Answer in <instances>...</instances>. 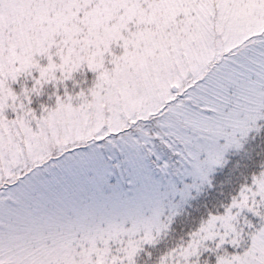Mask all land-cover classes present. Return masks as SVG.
I'll return each mask as SVG.
<instances>
[{"label": "rangeland", "instance_id": "1", "mask_svg": "<svg viewBox=\"0 0 264 264\" xmlns=\"http://www.w3.org/2000/svg\"><path fill=\"white\" fill-rule=\"evenodd\" d=\"M0 264H264V0H0Z\"/></svg>", "mask_w": 264, "mask_h": 264}, {"label": "trees", "instance_id": "2", "mask_svg": "<svg viewBox=\"0 0 264 264\" xmlns=\"http://www.w3.org/2000/svg\"><path fill=\"white\" fill-rule=\"evenodd\" d=\"M248 176L249 175H247V174H242V173L239 174V178L237 180V185L239 186V185L245 183V181L247 180Z\"/></svg>", "mask_w": 264, "mask_h": 264}, {"label": "water", "instance_id": "3", "mask_svg": "<svg viewBox=\"0 0 264 264\" xmlns=\"http://www.w3.org/2000/svg\"><path fill=\"white\" fill-rule=\"evenodd\" d=\"M174 89L176 90V87H174Z\"/></svg>", "mask_w": 264, "mask_h": 264}]
</instances>
